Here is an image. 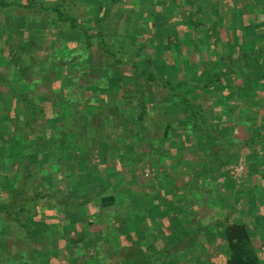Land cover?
I'll return each instance as SVG.
<instances>
[{
  "label": "trees",
  "instance_id": "16d2710c",
  "mask_svg": "<svg viewBox=\"0 0 264 264\" xmlns=\"http://www.w3.org/2000/svg\"><path fill=\"white\" fill-rule=\"evenodd\" d=\"M219 140L232 144L230 164L248 149L250 182L264 175V0H0V264H125L128 252L132 264H171V251L203 233L188 226L186 204L219 209L225 264H264V191L249 202L253 221L224 206L210 151ZM103 146L127 168L156 162L161 146L164 160L182 169L201 161L214 181L180 196L172 179L167 203L118 191L69 203V173L81 174L78 163L94 172ZM41 186L68 203L42 197ZM93 202L95 214L83 216ZM161 208L181 219L166 227ZM74 216L89 243L49 220ZM88 217L102 228L97 237Z\"/></svg>",
  "mask_w": 264,
  "mask_h": 264
},
{
  "label": "rangeland",
  "instance_id": "374dc122",
  "mask_svg": "<svg viewBox=\"0 0 264 264\" xmlns=\"http://www.w3.org/2000/svg\"><path fill=\"white\" fill-rule=\"evenodd\" d=\"M8 53L9 52L7 51V55ZM218 125L219 124L215 123V126ZM216 130H218V128ZM237 137L239 139H243L244 135ZM219 141L220 142H216V144L210 149L211 154L213 155V161L216 164L215 166L217 167L216 169L222 168V171L220 170L221 177L217 180L218 186H216V192L221 191L222 193H225L226 201H224V206L229 209H234L233 212H239V217H249V219L253 221L256 219V217L250 214V209L253 210V208H249L252 206V204L249 205V202L251 201L252 203L256 199H262L261 195H263L262 193L264 191V175L261 174L257 177L255 176L252 182H250L249 174L251 172L247 154L248 149H245V154L241 155L237 164H230V162L232 161V152H230L229 150L231 149L230 145L232 146V144L229 142L225 143L222 140ZM232 149L235 150L236 148ZM154 150L155 152H159V157L160 159L162 158L160 160L158 159L159 157L156 156V162L159 165H157L156 162H153L155 159L153 161H151V159L144 161V167H141L137 162L130 161L129 163L132 164V168L136 170V173L132 175V168H127L121 165V157L118 156L116 158H113V156H111L110 148L105 146L98 147L97 150L94 151L92 159L93 164L90 166L91 169L93 168L94 172H90L87 169L85 170L86 167H84L83 163H78V172H81V174H73L74 172H71L72 174L69 173V175H72V177H70L71 183L73 184V186L76 185V189L71 192V196L67 195L71 200L69 201V203H77L79 199V193H84L85 195H95V193L98 192L106 194L116 193L117 191L119 192V194L131 193L132 196L146 192L147 194H145V196H152V201L158 203V201H160L159 199L162 198L164 202L167 203L171 200L170 194H167V182L171 181L172 179L173 181H176V187L173 186L172 189H168L169 191L176 190L174 193H178L180 196H182V192H184L183 188L185 185L190 186L192 183V188H190L197 189L198 185L200 186L203 181H207L210 184L214 181L213 179H211V174L208 173V170L202 171L200 169V166L202 165L201 161L197 162V160L189 158L188 160L184 161L186 165L182 169V167H179L178 163L175 161L176 158H170L168 161L164 160L165 157H167V149L164 152V147L162 148L160 146L155 147ZM201 150H203V146ZM147 153L150 154L151 152L147 151ZM173 155L174 157L176 156L175 152H173ZM205 155H207L206 152H203V154H201V156ZM154 163H156L155 166ZM104 171H109L108 174L106 172V175H108V177L110 178H114L112 182L111 180H108V182L105 183L107 185V188L104 187V182L101 179ZM147 175H149V177H147ZM37 182L40 183L39 181ZM108 183H110V187L108 186ZM248 183L253 184H250L251 186H246V184ZM61 189L65 190V187L62 186ZM212 190L206 188L204 190V194L211 195L213 197L214 195L211 194ZM39 192L41 193L42 197H47V199L54 202L55 204H62L59 202V200H62L61 198L63 197H60V195L53 196V191L49 187L41 186ZM149 193L152 194L150 195ZM25 196L33 197L34 190L27 191L25 193ZM66 198H63L64 203H68L65 202L68 199ZM236 201H238L239 203L241 202V204L236 206ZM93 203L88 207L82 208V211H84L83 216H86V214H95L96 209L94 208H96V206L95 203ZM118 203V209L123 210L126 208V203H121V200H118ZM174 204H177V200ZM197 205L186 204L182 207V209L185 213L184 215L188 216L190 220H192L191 222H189L188 226L196 228L197 230L199 229L203 233L193 235L192 237L181 242L179 247L176 249L177 253L175 251H171L172 256H169L170 259L173 258L171 264H225V260L221 254V248L224 246L225 241L223 240L221 233H219V231H217L216 229L218 226L212 220V217L218 214L219 209H200V207ZM168 211L169 210H167V208H161V210L156 212V216H158L156 218L157 221L160 223L164 221L166 227L169 226V224H167V221L169 219L176 218L177 220H180L182 215L179 212ZM248 213L250 215H248ZM84 219H87L86 222L88 225L93 226V231H95L94 237L96 235H99L98 231H102V228L95 227L97 222L90 217ZM105 219L108 220L107 222L110 221L107 217ZM49 220L55 221V223L57 224V229L59 228V231L62 235L69 233L71 234V237H74L76 239L84 237L86 242L89 243L90 238L87 236L88 232L85 228L82 227V220L80 217L74 216L72 222L66 221L65 219H63V217H52ZM214 220H216V222L219 221L216 218ZM107 224L108 226L106 227H112L110 226V223ZM178 224L179 221L174 222V228ZM206 226H213L212 228L214 230L206 231L203 228ZM164 232L167 234V231ZM128 253L129 254L125 253V255L120 259L118 258V260H121L122 263L125 262V264H132L134 261H136V254L134 252ZM94 254V252H91L88 256L93 258ZM193 257L194 261L191 262V259H193ZM109 261L114 262L112 259H109ZM54 264L59 263L54 262Z\"/></svg>",
  "mask_w": 264,
  "mask_h": 264
},
{
  "label": "built area",
  "instance_id": "2783aa9c",
  "mask_svg": "<svg viewBox=\"0 0 264 264\" xmlns=\"http://www.w3.org/2000/svg\"><path fill=\"white\" fill-rule=\"evenodd\" d=\"M147 177H149V175H147Z\"/></svg>",
  "mask_w": 264,
  "mask_h": 264
}]
</instances>
